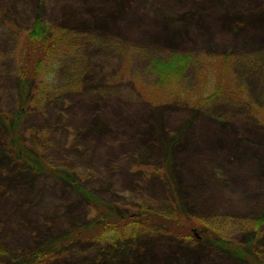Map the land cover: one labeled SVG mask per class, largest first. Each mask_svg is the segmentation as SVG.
<instances>
[{
	"label": "rangeland",
	"instance_id": "obj_1",
	"mask_svg": "<svg viewBox=\"0 0 264 264\" xmlns=\"http://www.w3.org/2000/svg\"><path fill=\"white\" fill-rule=\"evenodd\" d=\"M36 20L81 36L43 69L55 95L19 121L16 53ZM174 55L190 63L162 85L154 61ZM258 116L264 0H0V119L15 131L0 132V264H30L50 239L46 264H264ZM94 209L130 236L77 235L101 226ZM140 212L173 233L131 229Z\"/></svg>",
	"mask_w": 264,
	"mask_h": 264
},
{
	"label": "trees",
	"instance_id": "obj_2",
	"mask_svg": "<svg viewBox=\"0 0 264 264\" xmlns=\"http://www.w3.org/2000/svg\"><path fill=\"white\" fill-rule=\"evenodd\" d=\"M80 33L76 31H68L61 27H50L46 28L42 25L40 20H36L33 25L23 33L20 38L19 48L16 53V70H15V78L16 84L18 86L17 92V105H15L14 112H11V116L17 118L19 121L23 119L29 112L33 111L35 107L39 105V103L48 101L53 95H55L54 90L48 83V74L47 71L44 73V68L47 70L48 63L53 62L50 58L53 56L64 55L68 53V50L76 47V42L78 40ZM73 46V47H72ZM220 62V69L227 70L230 67L231 60L227 57L221 58H201V64L206 65L209 62L213 61ZM190 63V57L186 58L180 55H174L170 59L162 61L156 59L153 65V71L160 76L161 84L164 85L167 77L169 75H175L173 78H177L180 74L185 71V68ZM43 66V68H42ZM219 89L216 90V94L223 95V92L219 94ZM177 93V92H176ZM177 95H180L177 93ZM234 99H239L238 103H243L249 101L248 94L244 92V90L240 91L238 95L235 96ZM235 101V100H232ZM206 106V105H204ZM196 107H201L197 105ZM258 121L264 123V116L256 117ZM18 124V122H17ZM0 132L3 138L6 139L8 137L14 138L13 133L15 131L10 132V128L6 124L5 121L0 119ZM9 150V154L16 159H20L26 163L31 161V155H29L26 151V148L23 144L17 143L15 139H12L10 142V146H7ZM22 153V154H21ZM29 165V164H28ZM95 215L99 218H102L100 221L99 228H93L90 230H82L77 233H84L86 237L92 238L94 240H98L106 243H114L117 239L126 238L130 236L128 231V226L123 225V222H120L121 218H117L114 216V213H107L106 210H95ZM141 216L136 219L134 223V228L141 227H153L157 229V227L161 228L160 222L164 220H158L155 218H149L146 213L140 212ZM123 219H126L125 216H122ZM103 223L109 225V232H101L103 230ZM149 225V226H148ZM158 225V226H155ZM164 226V225H163ZM165 227V226H164ZM167 227V228H166ZM166 231L168 233H173L172 228L169 225H166ZM152 228V229H153ZM133 231V230H132ZM135 231V230H134ZM122 233L118 237L119 233ZM82 233V234H83ZM113 234L114 236H110ZM76 232H73L72 236H75ZM134 235V234H131ZM116 237V238H115ZM114 240V242H111ZM61 244L60 241H53L52 239L47 240V243L42 246L40 245L36 251L30 253V264H46V255L45 248L52 247L57 248Z\"/></svg>",
	"mask_w": 264,
	"mask_h": 264
}]
</instances>
